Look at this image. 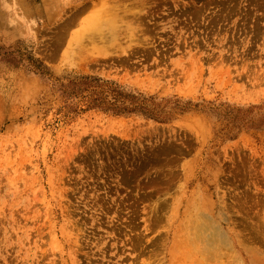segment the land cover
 I'll return each instance as SVG.
<instances>
[{
  "label": "rangeland",
  "instance_id": "obj_1",
  "mask_svg": "<svg viewBox=\"0 0 264 264\" xmlns=\"http://www.w3.org/2000/svg\"><path fill=\"white\" fill-rule=\"evenodd\" d=\"M0 264H264V0H0Z\"/></svg>",
  "mask_w": 264,
  "mask_h": 264
},
{
  "label": "trees",
  "instance_id": "obj_2",
  "mask_svg": "<svg viewBox=\"0 0 264 264\" xmlns=\"http://www.w3.org/2000/svg\"><path fill=\"white\" fill-rule=\"evenodd\" d=\"M101 81L102 80L97 77L80 76L79 78L69 80L66 83H58L56 84V87L64 97H67L72 101L78 99L79 101L84 102L89 109L97 108L104 112H111L118 115L140 112L148 117L153 116L148 107L137 103L136 99L138 98L123 92V90L117 85L112 83L109 84V87L106 89L104 88V93L90 90L92 87H101L103 85L102 83H104ZM85 92L88 93L84 94ZM133 98H135L134 101ZM127 99L129 100V103Z\"/></svg>",
  "mask_w": 264,
  "mask_h": 264
}]
</instances>
